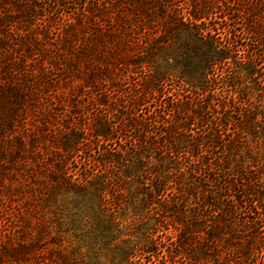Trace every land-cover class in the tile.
Here are the masks:
<instances>
[{
    "label": "trees",
    "instance_id": "1",
    "mask_svg": "<svg viewBox=\"0 0 264 264\" xmlns=\"http://www.w3.org/2000/svg\"><path fill=\"white\" fill-rule=\"evenodd\" d=\"M0 264H264V0H0Z\"/></svg>",
    "mask_w": 264,
    "mask_h": 264
},
{
    "label": "rangeland",
    "instance_id": "2",
    "mask_svg": "<svg viewBox=\"0 0 264 264\" xmlns=\"http://www.w3.org/2000/svg\"><path fill=\"white\" fill-rule=\"evenodd\" d=\"M62 116H63V121H66V117L64 116V112H62ZM82 113H85L82 117V120H84V122H87L88 119L91 117V114H93V109L92 107H84V109L82 110ZM61 121V120H60ZM79 158H77V160H73L72 161V164H71V167L73 169H75V167H79Z\"/></svg>",
    "mask_w": 264,
    "mask_h": 264
}]
</instances>
